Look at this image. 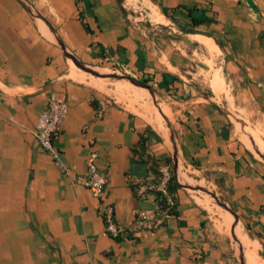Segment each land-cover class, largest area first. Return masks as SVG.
Instances as JSON below:
<instances>
[{"label": "crops", "instance_id": "obj_1", "mask_svg": "<svg viewBox=\"0 0 264 264\" xmlns=\"http://www.w3.org/2000/svg\"><path fill=\"white\" fill-rule=\"evenodd\" d=\"M150 1L168 22L192 24L186 9L211 18L198 26L232 67L247 70L248 88L235 98L264 100V0ZM66 50L86 63L104 57L153 96L156 87L186 94L170 107L175 147L140 112L71 79ZM183 60L135 33L115 0H0V264H249L246 248L202 202L208 198L181 185L182 167L188 179L212 185L237 217L223 209L233 231L240 223L256 244L253 263L264 264V161L204 92L187 89ZM52 93L67 102L54 146L70 176L34 134ZM92 152L104 176L99 197L71 182L86 174ZM163 166L178 183L171 202L139 190Z\"/></svg>", "mask_w": 264, "mask_h": 264}, {"label": "rangeland", "instance_id": "obj_2", "mask_svg": "<svg viewBox=\"0 0 264 264\" xmlns=\"http://www.w3.org/2000/svg\"><path fill=\"white\" fill-rule=\"evenodd\" d=\"M115 1L119 6L126 21L130 24L132 30L135 33L144 34L149 39L156 40L157 43L161 42L163 47L168 45V47H171L173 51L174 50L178 51L183 56L184 60L182 62H185V65L182 67V70H184L183 72L184 76L182 78L184 82H186L187 84V89L189 90L190 86L191 87L196 86V89L198 88L199 91L204 92L205 96L209 100L214 102V104L220 110V112L224 113L227 116L228 120L231 121L232 125L236 128L237 135L240 137L244 145L247 147L244 140H248L254 146V148H256V150L249 149L248 147L247 148L258 159L264 161V153H260V151L255 146V137H259L258 135H261L260 137L264 138V100H260L257 98H250V99H243L240 102L239 99L235 98L238 89L242 87L248 88V83L244 84V82L242 81L246 78L245 74L247 70L245 69V67L240 66L238 67V69L232 67V65L229 63L228 56L219 48L217 44H215L212 38H210L207 35L200 34L206 37L212 43H214V45L219 49L218 53L215 55L216 57L211 56L201 43L197 42L192 38L193 33L187 32V29L189 28H197L199 30H202L203 26H200L202 28L201 29L199 26H193L192 24L178 23L173 20L171 22L166 21L165 23H158V22L156 23L150 20L148 17L149 8L147 4H152L150 0H133V1L115 0ZM146 1H149V3H147ZM66 52L67 55H65V57L73 69L74 66L76 65L75 67H77L79 70L85 73H87L88 70L89 73L87 74L88 75L91 74L90 76H94L99 79L107 78L114 82H119V83L124 82L123 83L124 85L128 86V88L130 89L132 88V92L134 91V89L136 90L138 89L139 95H142L143 90L139 86L132 84L129 80L124 78L123 77L124 75H129V74L127 72H124L123 69H121L119 66L114 67V65H116L115 63H111V61L104 59V57H101L100 60H96V61L94 60L92 63L90 62L86 63L84 57L82 58L79 54L72 52L70 50H66ZM72 58L76 60L77 64L73 61ZM83 66H85L86 68ZM213 71H217V73L223 77L224 86L225 88H227L229 92L230 99H227L224 96L217 97L215 95V94L221 95L222 91L220 88L221 86L219 79L216 80L210 79V75ZM111 74H117V77H110ZM138 80L143 81L142 79H138ZM199 82H202V84H200ZM155 91L156 93L154 94V96H152V94H150V92L147 91L146 95L144 96V98H141L142 100L139 103H134L131 102L130 100L120 101L117 98L116 100H118L121 104L124 103L123 105H125L128 108L140 112V114L150 122L151 119L148 114L152 112L151 108L154 109V107H156V109L159 111L158 109L159 107L157 108V103H159V106H161V103H163L169 108L171 107L172 104L179 106V104L172 102V99H178V98L181 99V97L186 95V94L174 93L176 94L175 97H169L168 93L157 87L155 88ZM164 116L168 118L170 124L174 123L175 118L172 116V114L167 115L166 113L164 114ZM164 116L162 115L163 122L168 131V136L166 131H165V136H167L166 137L167 143L171 145L172 142L169 138L170 128L167 126ZM171 129L173 131L172 126ZM169 170L172 169L170 168ZM181 172L183 173L184 170L181 169ZM178 179L182 182L181 185L184 186L186 190H196L198 194L210 200L214 209L223 211L224 208L218 204V202L213 196L210 195V193L212 192L211 190H215L212 187V185L203 182L198 183L197 181L188 178L184 179L180 174V169L178 171ZM218 199L219 201L223 202L222 198L218 197ZM208 200L206 199L202 202H204L205 205H208L209 204ZM232 235H233V230H232Z\"/></svg>", "mask_w": 264, "mask_h": 264}, {"label": "bare ground", "instance_id": "obj_3", "mask_svg": "<svg viewBox=\"0 0 264 264\" xmlns=\"http://www.w3.org/2000/svg\"><path fill=\"white\" fill-rule=\"evenodd\" d=\"M133 1V0H132ZM130 2V1H129ZM137 2V1H135ZM147 3H149V1H146ZM134 5V4H133ZM132 5V7H133ZM146 5V4H145ZM142 6V5H141ZM149 11H148V17L150 20L154 21V22H158V23H165L166 19L164 18V16L157 10V8L153 5V4H147ZM138 7V6H137ZM140 7V6H139ZM144 9V8H142ZM41 32L44 34L45 37L49 38V39H53L52 37V33L50 32V30L48 29V27L46 26V24L42 21V20H38L37 21ZM36 23V24H37ZM189 36V35H188ZM190 37V36H189ZM192 38L194 40H196L197 42L201 43L205 48L206 51L211 55V56H215L219 49L214 45V43H212L210 40H208L206 37L200 35V34H192ZM57 42V41H56ZM207 53V54H208ZM216 57V56H215ZM219 57V56H218ZM209 58V57H208ZM215 59V58H214ZM214 61V60H213ZM76 66V65H75ZM74 66V69L72 68L70 73H69V77H71V79H74L75 81L78 80L81 82H86L87 84H89L90 86H92L93 88H95L96 90L112 95L114 98H117L118 100L122 101V100H130L131 102L134 103H138L141 102V98H144V96L146 95V93H142V95H139L138 93V89H134V91L132 92V88H128V86L124 85L122 83L119 82H114L110 79L107 78H97L94 76H90L91 74H87L89 73L87 70V73L79 70L77 67ZM82 66V65H81ZM85 67V66H83ZM86 68V67H85ZM86 71V70H85ZM104 71V70H103ZM210 79L211 80H216L219 79L220 81V88L222 91V96H224L227 99H230V95L229 92L227 90V88H225L224 86V79L223 77L217 73V71H213L210 75ZM226 83V82H225ZM142 89V88H141ZM143 90V89H142ZM153 96V95H152ZM226 99V100H227ZM225 100V101H226ZM229 102V101H228ZM232 102V101H231ZM124 104V103H123ZM159 104V103H158ZM228 105V104H227ZM149 106V105H148ZM155 106V105H154ZM152 106V107H154ZM163 107V112L167 115L171 114L170 113V108L166 105H164L163 103H161V106ZM145 108V107H144ZM150 108V107H149ZM158 108V105H157ZM160 109V108H158ZM150 110V109H149ZM152 112H150L149 117L151 119L150 123L153 124L157 129H159L162 134L165 136V131L168 134L167 128L164 124V122L162 123L163 118L161 119V115L160 112L156 109V107L151 108ZM150 110V111H151ZM166 111V112H165ZM237 112V111H236ZM241 113V112H240ZM173 114V113H172ZM242 115V114H241ZM173 116V115H172ZM255 127V126H254ZM256 128V127H255ZM256 131V130H253ZM260 132V129H259ZM256 133V132H255ZM258 134V133H257ZM260 134V133H259ZM262 134V133H261ZM256 135V134H255ZM259 137H255V146L257 147V149L260 151V153H264V138H261V135H258ZM244 142L246 143L247 147L249 149H255L254 146L248 141V140H244ZM183 168V167H182ZM180 168V174L182 175V177L184 179L187 178L185 173L181 172ZM185 168V167H184ZM196 173V172H195ZM199 173V172H198ZM199 183V182H198ZM205 186V185H204ZM206 206H209L207 208H209L210 212L217 218L216 220V224H218V227L221 230L226 231L227 233H232V228H231V224L233 221V216L232 214H230L228 211H221V210H217L214 209V207L212 205H210V203ZM220 208V207H219ZM206 209V208H205ZM207 210V209H206ZM235 218V217H234ZM213 219V218H212ZM231 231V232H230ZM223 233V232H222ZM247 233V232H246ZM226 234V233H225ZM233 236L234 238H237V240L242 243V245L246 248V255L248 257V261L249 264H255L254 262V258L253 255L254 253H256L255 249H256V244L251 241L245 234L243 227L240 223H238L233 231ZM255 239V238H254ZM256 242V241H255ZM239 244V243H238ZM243 247V248H244ZM261 261V260H260Z\"/></svg>", "mask_w": 264, "mask_h": 264}, {"label": "built area", "instance_id": "obj_4", "mask_svg": "<svg viewBox=\"0 0 264 264\" xmlns=\"http://www.w3.org/2000/svg\"><path fill=\"white\" fill-rule=\"evenodd\" d=\"M66 112L67 102L65 97L58 93L50 94L46 105L37 115L34 134L40 146L52 155L55 164L65 175L70 176V170L63 164L60 159L59 151L54 146V141L59 134V124ZM96 156L97 154L95 152L91 153L87 161L86 174L73 176L71 182L73 185H82L89 189L93 196L99 197L104 188V176L96 167L94 162ZM168 178L169 170L166 166H163L160 168L159 177L149 185L147 184L145 187H140L139 190L142 192L146 189L153 190L155 192V199L161 200L165 198L168 202H171V198L166 189Z\"/></svg>", "mask_w": 264, "mask_h": 264}, {"label": "water", "instance_id": "obj_5", "mask_svg": "<svg viewBox=\"0 0 264 264\" xmlns=\"http://www.w3.org/2000/svg\"><path fill=\"white\" fill-rule=\"evenodd\" d=\"M187 32L188 33H193V34H203V35H207V36L210 35L209 33L205 32V31H202V30H199L197 28H189V29H187ZM72 59L76 63V60H74V58H72ZM110 77H117V74H111ZM123 77L126 78L127 80H129L132 84H134L136 86H140V87L146 88L150 92V94L153 95L152 88L149 85L139 81L138 79H136V78H134V77H132L130 75H124ZM159 112L164 116L162 110L159 109ZM164 119H165V121L167 123V126L170 128V140H171L172 144L175 147V139H174L173 131L171 129V124H170V122H169V120H168V118L166 116H164ZM138 167L142 169L143 165L139 164ZM138 171L142 172L141 170H138ZM211 195L216 199V201L218 202V204L220 206H222L224 209L230 211L234 215L235 219L237 220L236 215L233 213L232 210H230V208L224 202L219 201V199L214 194H211Z\"/></svg>", "mask_w": 264, "mask_h": 264}, {"label": "trees", "instance_id": "obj_6", "mask_svg": "<svg viewBox=\"0 0 264 264\" xmlns=\"http://www.w3.org/2000/svg\"><path fill=\"white\" fill-rule=\"evenodd\" d=\"M162 12L165 14V15H168V12L166 10L165 7H162L161 8ZM188 15L190 16L191 18V23L193 26H198L204 22H210L212 21L211 18L205 16V15H201L199 17H195L193 16V9H186ZM173 79H176V78H173ZM168 162L170 161V159L167 160ZM176 186H178V183L176 182V179H175V174L173 173L172 170H169V178H168V181H167V184H166V189L168 192H171L173 191Z\"/></svg>", "mask_w": 264, "mask_h": 264}]
</instances>
